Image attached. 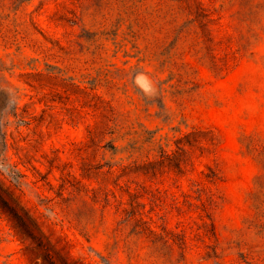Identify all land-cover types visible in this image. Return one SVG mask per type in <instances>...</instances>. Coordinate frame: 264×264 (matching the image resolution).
<instances>
[{"label":"rangeland","instance_id":"1","mask_svg":"<svg viewBox=\"0 0 264 264\" xmlns=\"http://www.w3.org/2000/svg\"><path fill=\"white\" fill-rule=\"evenodd\" d=\"M0 264H264V0H0Z\"/></svg>","mask_w":264,"mask_h":264},{"label":"clouds","instance_id":"2","mask_svg":"<svg viewBox=\"0 0 264 264\" xmlns=\"http://www.w3.org/2000/svg\"><path fill=\"white\" fill-rule=\"evenodd\" d=\"M134 83L146 94H155L156 88L151 78L144 72H138L135 75Z\"/></svg>","mask_w":264,"mask_h":264},{"label":"trees","instance_id":"3","mask_svg":"<svg viewBox=\"0 0 264 264\" xmlns=\"http://www.w3.org/2000/svg\"><path fill=\"white\" fill-rule=\"evenodd\" d=\"M24 223V222H23ZM32 237H34V236H32Z\"/></svg>","mask_w":264,"mask_h":264}]
</instances>
